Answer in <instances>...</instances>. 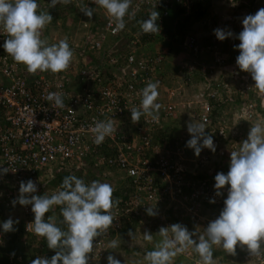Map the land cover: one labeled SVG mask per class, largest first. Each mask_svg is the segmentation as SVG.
<instances>
[{
  "label": "built area",
  "instance_id": "1",
  "mask_svg": "<svg viewBox=\"0 0 264 264\" xmlns=\"http://www.w3.org/2000/svg\"><path fill=\"white\" fill-rule=\"evenodd\" d=\"M190 1L132 0L129 11H135V16H126V26L119 32L113 31L114 25L109 26L108 14L100 8L97 22L84 24L81 43L68 40L74 56L69 67L59 73L32 74L25 65L14 62L3 48L7 33L0 29V168L8 169L0 174V198L13 201L19 195L20 182L29 179L51 196L60 190V176L75 175L90 184L93 180L87 178L89 171L95 180L127 181L130 188L115 200L118 203L111 209L112 226L106 234L94 238L88 264H103L110 241L132 219L153 225L158 233L160 227L172 224L168 211L176 217L185 213L205 218L206 208L212 211L224 207L229 186L222 190V196L216 195L217 159H230L231 151L239 150L244 138L236 125L258 115L256 103L249 97L264 96L253 88L251 74L234 64L228 78L213 79L210 68L195 59L211 45H201L193 33L185 36L182 51L173 58L179 61L173 73L177 81L181 79L174 87L168 85L170 76L165 70L175 62L167 45L170 39L163 36V19L168 9ZM160 7V31L144 33L139 22ZM56 24L60 26L59 21ZM182 57L189 63L182 66ZM150 81L159 82V119L142 116L133 123L129 109L140 104L141 90ZM49 92L63 94V108L46 99ZM222 105H230L231 118ZM214 110L219 116L212 115ZM185 117V122L205 124V132L214 139L215 152L203 148L199 156L186 155L182 145L191 137L187 127L172 147L156 138ZM106 119L113 121L116 131L97 145L92 128L95 121ZM198 175L205 179H189ZM149 206L157 215L146 213ZM25 213H32L30 206L25 207ZM217 217L215 213L205 219L210 222ZM30 222L25 221L26 237L21 246L37 250L36 258L45 257L47 241L28 231ZM181 255L191 256L190 249ZM22 258L19 255L17 260L22 262ZM252 264H264V256L255 257Z\"/></svg>",
  "mask_w": 264,
  "mask_h": 264
},
{
  "label": "clouds",
  "instance_id": "2",
  "mask_svg": "<svg viewBox=\"0 0 264 264\" xmlns=\"http://www.w3.org/2000/svg\"><path fill=\"white\" fill-rule=\"evenodd\" d=\"M71 2L72 0H51L50 5L56 7L58 4ZM93 2L106 10L109 26L114 25V32L125 28L126 16H135V11H129L132 0H93ZM39 7L37 0H0V29L7 33L3 48L14 62L25 65L29 73L35 74L38 71L59 73L69 67L74 51L67 38H58L55 33L63 32L59 30L61 28L65 30L63 26L65 22L74 23V17L80 25L82 17L69 15L59 20L60 26L57 27L56 22L51 23L52 15L48 11H38ZM77 7L89 18L95 11L88 5H77ZM148 17L139 22L142 31L146 34L160 31L157 24L159 12L153 10ZM242 24L243 30L237 37L240 43L235 46L239 49L236 64L241 71L251 74L255 82L253 88L264 96V8H260L255 14L245 16ZM214 35L223 41L232 37L233 32L217 28L214 29ZM197 38L203 45L199 36ZM212 40L211 38V41H208V45ZM176 54L171 51V58L173 59ZM200 55L202 56V53ZM158 88V81H150L141 90L140 104L129 109L133 123L139 122L142 116L151 117L153 120L159 119L162 105L157 102ZM46 99L54 102L57 107H64L63 94L60 92H49ZM205 129L203 122L194 120L187 122L191 139L187 141L186 146L193 149L196 156L200 155L203 148L216 151L214 139L205 132ZM115 131L111 119L95 121L92 128L93 142L100 145ZM7 171V168H0V174H6ZM113 185L115 188L116 184ZM226 185L229 187L227 198L224 199V207L220 215L209 222L204 234L189 231L187 226L180 223L162 226L158 233L153 231L160 237L154 249L147 251L142 261H134L133 264H173L177 255L180 256L189 249L199 256L197 264H216L213 246L222 247L231 255L236 254L238 245L242 249L246 246L251 256L264 255V121L257 120L252 123L248 137L240 144L239 150L231 151L227 174L224 172L216 174L214 188L217 196L223 195L222 190ZM112 186L99 180H93L88 184L75 175H69L63 178L60 190L49 196L47 190H38L33 180L21 181L19 195L12 204L22 205L20 209L24 217L23 225L26 220L32 221L27 225L28 231L44 237L48 248L55 250V255L50 259L46 256L36 258L37 251L35 257L30 259L31 262L29 260L24 264H88V254L93 252L94 238L106 234L114 221L111 209L118 202L113 199ZM36 192L44 193L41 196L35 195ZM210 202L215 203V200ZM26 206L31 208L32 213L29 215L25 213ZM53 206H61L60 223L65 225L64 229L58 226L55 215H49L45 219ZM145 211L149 216L157 215L152 206L147 207ZM14 223L13 219L9 218L0 226L4 232H10L14 230ZM121 236L120 233L118 237ZM129 236L133 240L136 233L129 231ZM194 236H198V239H194ZM153 238L150 231L143 233L145 241L152 242ZM118 246L116 239H112L109 243L110 249ZM27 249L31 248L27 247ZM106 258L108 264H121V261L111 254ZM187 258L191 260V256Z\"/></svg>",
  "mask_w": 264,
  "mask_h": 264
},
{
  "label": "rangeland",
  "instance_id": "3",
  "mask_svg": "<svg viewBox=\"0 0 264 264\" xmlns=\"http://www.w3.org/2000/svg\"><path fill=\"white\" fill-rule=\"evenodd\" d=\"M200 1L203 3V6H204L203 12L204 13H203L200 20H197V19L188 20L187 33L188 34L193 33V34L199 36V39L202 42H206L208 40L210 42L211 38H212L214 41V45L217 46L218 51L223 56L227 57L226 59H224L223 65L220 66V68H219L220 70H218V68H214L215 65L213 66V57H215L214 49L212 50L213 53L212 52L210 53L211 56L210 55L208 56L207 55L208 52L204 51L201 58L199 57L197 59L199 62H201V63L203 62L202 64H206V66H208V68H210V70H212L211 71L212 73H210L209 75H211L215 79H219L220 76L223 77L222 74L225 71L228 73H229V71H232L231 67H230L231 64H234L233 66H236L237 68H239L238 65L236 64V58L239 55V49L235 46L240 43V41L237 37H238L239 33L243 30L242 20L245 16H247L249 14H255L260 8H264V0H200ZM59 15H60L59 20L66 18V16H65L66 12L65 13H59ZM63 16H65V17H63ZM92 18L93 17L89 18V17L82 16V23L80 25H78L79 22H77L78 20L76 21V19L74 17V23L70 22V21L65 22L63 24V26L65 28V32L57 31L55 33V36H57L58 38H63V39L67 38L68 40L72 39L74 42H78V44H80L81 39L79 37L81 35L82 28H84V23H86L84 21L87 20V22L89 23V21H91ZM135 22L137 23V21H135ZM217 28H222L225 31H232L233 36L229 37L223 41L219 40L214 35V29H217ZM74 33H75V35H74ZM170 42H173L172 39H170ZM173 46L175 49L172 52H174L176 54V52L178 51V50H176V48H178L180 46H179V44H174ZM188 61H189V59L185 60V58L182 57V66H184L186 63H189ZM174 62H175L174 65L168 66L165 70V74L167 73V75L170 76V78L167 81L169 83L168 85L173 86V87L175 85H178L177 83L181 79V78H179V80L177 81V77H175V74H174L175 72L173 73V71L177 67L179 61L174 60ZM198 81H199V79H198ZM198 81H196V82H198ZM203 81L204 80L201 79V82H203ZM250 98L256 103V108L261 115L260 118L256 119V121L257 120L264 121V115L259 110V108H260L264 112V99L255 95V94L252 95ZM225 112L227 113L226 115L228 117H231L230 105H227ZM186 119H187L186 117L182 118V119L179 118V121L172 123L168 127L169 132L172 133V135L175 137V139L183 131L182 128L185 125V123H187V122H185ZM251 126H252V123H245L241 126L242 128H240V132L243 135H246V139L248 137V133H249ZM191 151H192V155H194L195 154L194 150L191 149ZM106 183H109L111 186H112V184H115L112 181H109ZM35 195H38V193L36 192ZM42 195L43 194H41V196ZM220 212H221L220 210L215 209V208H213L212 211H210V209L206 208L205 212H203V216H206L205 218L208 217L207 219H209V216H213L215 213H217V215L219 216ZM53 215L56 216V214H54V213H53ZM15 216H22L21 215V209L16 208V207H12L10 217L12 219ZM59 216H60V214L58 215V217ZM58 217L56 216V219H58ZM177 217H179V216H177ZM203 221L205 222L204 219H203ZM198 222H201V221L198 220L196 222V225ZM208 224H209V221H208ZM127 225H130V224H127ZM150 225L151 224L138 223L134 228L129 229L128 232L123 234L121 237L115 238L118 241L119 246L115 249H110L108 255L111 254V255L115 256V258H117L121 261V264H133L134 261H142L145 253L147 251L153 250L155 243L160 240L159 235H155L153 233L152 229L154 226L153 225L150 226ZM206 227L207 226H205V227L200 226L198 228L199 229L198 232H200V233H198V234H204ZM202 229H204V230H202ZM129 231L136 233L135 239L132 240V238L129 236ZM145 231H150V233L154 236L152 242H147L143 239V233ZM190 231H192V230L190 229ZM193 238L198 239V236H194ZM217 248H218L219 252H222V251L225 252L222 247L213 246V250H216ZM237 248H238V251L243 250L239 245L237 246ZM245 248H246V246H245ZM213 253H214V251H213ZM197 257H199V256L197 255ZM229 257H233V256L230 254ZM214 260L216 261V264H222V262H224V257L220 253H216V254H214ZM104 262H105V264H108L107 258L105 259ZM173 264H192V262L190 261V258L186 259V258H183V257H180L177 255L173 260ZM235 264H240V263L237 262ZM242 264H244V263H242Z\"/></svg>",
  "mask_w": 264,
  "mask_h": 264
},
{
  "label": "trees",
  "instance_id": "4",
  "mask_svg": "<svg viewBox=\"0 0 264 264\" xmlns=\"http://www.w3.org/2000/svg\"><path fill=\"white\" fill-rule=\"evenodd\" d=\"M203 3L200 0H191L188 3H181L179 5H175L174 7L168 9V13L167 16L163 19V36L169 39H172L173 42H169L167 45L170 47V50L173 51L174 48V44H179L180 47L176 48V50H178L176 53H178L181 50V44L185 38V36L187 35V24H188V20L190 19H197L200 20L202 15H203ZM163 7H160L157 11H162ZM160 14V12H159ZM92 20L91 22H94V20L96 18H98V15H96L95 13L92 16ZM136 19V18H135ZM209 41V40H208ZM208 41L203 42L204 46L208 45ZM212 51H208L207 55L209 56L210 53ZM103 53V51L101 52ZM211 56V55H210ZM201 58L200 54H197L195 56V59L197 60L198 58ZM198 61V60H197ZM199 64H202L201 62L198 61ZM199 73V72H196ZM197 76V75H196ZM240 101V99L236 100V102L238 103ZM259 110L261 111V113L264 115V112L259 108ZM212 115L215 116H219L218 113H215V110L213 111ZM187 123H185V125L183 126V130L186 129L185 127ZM159 141H161L164 145L168 146L171 145L174 146V140L175 137L172 135V133L169 132V129L167 128L164 132H161L159 135H157L156 137ZM191 139L190 138H186L182 147L184 148L186 155L189 156H196L195 154L192 155V151L191 148L186 146L187 141ZM246 139V135L244 136V140ZM202 143V141H201ZM201 155V153H200ZM216 170H215V175L219 172H224L225 174H227L229 166H230V159L224 157L221 158V160L217 159L216 162ZM214 175V176H215ZM67 175H62L59 177V180L62 182L63 178L66 177ZM213 176V177H214ZM87 178H90L92 180H95L94 174L89 171L87 174ZM196 178H199L201 180H204L205 177L203 175H198V176H189V179L194 181ZM209 179L211 177H208ZM114 183L116 184L115 186V190H114V195H113V199L117 200L118 198L123 196V193L125 191H130L129 186L127 185V181H114ZM44 193V192H42ZM42 193L39 192L38 195H41ZM19 207H18V206ZM20 204H16L15 206L12 204V201H8L7 198L4 199L0 198V225H2L3 222H6L10 217L11 214V209L12 207H16L20 209ZM60 207L61 206H53V208L49 211V213L46 214L45 219H47V217L49 215H53L56 214V216L58 217V215L60 214ZM223 208H220L219 210L221 211ZM9 212V213H8ZM9 215H8V214ZM169 219L171 221L172 224L175 223H180L183 224L185 226H187V228L196 232V233H200L199 231V227L200 226H207L208 225V221L203 218L205 220V222L203 221L202 217H192L190 215H187L185 213H182V215H180L179 217L173 216L171 214V211L167 212ZM22 215V213H21ZM34 220V216L31 217ZM199 219L201 222H198L196 225V219ZM13 221L15 222L13 227L14 230L10 231V232H4L2 226H0V264H11V261L14 262V264H24V262H28L30 259H32L33 257H35L37 250H33V249H25L23 250V246L22 245V240L26 237L24 236V225H23V220L24 217L23 216H15L12 218ZM62 220L61 215L58 217L57 219V224L58 226H60L62 229L65 228V225L61 224L60 221ZM138 224L137 220L132 219V224L127 225L125 224L122 231H121V235L125 234L128 232L129 229L134 228L136 225ZM171 224V225H172ZM204 230V229H202ZM191 262L192 264L199 259V257H197V254L191 249ZM214 254L216 253H220L223 257H224V262H222V264H235V263H244V264H252L254 261L255 256H251L248 251L245 249L238 251V248L236 249V254L232 255L233 257H229L230 254H228L227 252H219L218 248L216 250H213ZM225 253V254H224ZM19 255H22V262L17 260V257ZM53 255H55V250L49 249L48 254L46 255V258H51ZM264 256V255H263ZM180 257L186 258L188 259L186 256L181 255ZM245 258H247V260H245Z\"/></svg>",
  "mask_w": 264,
  "mask_h": 264
},
{
  "label": "bare ground",
  "instance_id": "5",
  "mask_svg": "<svg viewBox=\"0 0 264 264\" xmlns=\"http://www.w3.org/2000/svg\"><path fill=\"white\" fill-rule=\"evenodd\" d=\"M37 2H38V4H39V9H38V11H40V10H44V11H48L49 12V14H51L52 15V17H53V20H52V22L51 23H53V22H56V21H59V18H60V15H59V13H60V11H58L57 10V8L56 7H51V5H50V3H51V0H37ZM65 7H69V9L71 10L70 11V13H68V11L66 10L65 12H66V17H67V15L69 16L70 14L71 15H80L81 17L82 16H85V17H88V16H86V15H84L81 11H80V9L77 7V5H88L89 7H92V8H94L95 9V11H94V13L96 14V15H98V17H99V12H100V7H98V6H96L95 4H94V2H93V0H73L70 4H63ZM64 12V13H65ZM62 13V12H61ZM97 19L98 18H96L95 20H94V22H91V21H89V23L87 22V20L86 21H84V22H86V23H84V24H94V23H96L97 22ZM134 21V23H136L135 21H137V19H134L133 20ZM85 28V27H84ZM84 28H82V30L84 29ZM211 45V48L210 49H205V51H212L213 49H214V55H215V57H213V66L215 65V67L214 68H218V70H220L219 68H220V66H222L223 65V62H224V59H226L227 57H225V56H223L219 51H218V49H217V46H215L214 44H210ZM204 53V52H203ZM202 53V54H203ZM213 53V52H212ZM217 58L218 59H220V60H222V62H218L217 61ZM229 64V63H228ZM203 65H206V64H203ZM225 65V64H224ZM212 70H210L209 72L210 73H212L211 72ZM222 71V70H221ZM226 72V71H225ZM221 73L222 75H223V77L222 76H220V78L219 79H225V78H228L229 76H230V73H228V72H226V73ZM209 73V74H210ZM225 76V77H224ZM213 78V77H212ZM213 79H215V78H213ZM251 97V96H250ZM249 97V100L251 101L252 99ZM253 101V100H252ZM227 108V106H225V105H222V109L225 111V109ZM256 112L258 113V115L255 117V119L254 120H252V121H239V123L236 125V127L238 128V130L240 131V128H242L241 126L243 125V124H245V123H253V122H255L256 121V119L257 118H260V113H259V111L257 110V108H256ZM231 118V117H230Z\"/></svg>",
  "mask_w": 264,
  "mask_h": 264
},
{
  "label": "crops",
  "instance_id": "6",
  "mask_svg": "<svg viewBox=\"0 0 264 264\" xmlns=\"http://www.w3.org/2000/svg\"><path fill=\"white\" fill-rule=\"evenodd\" d=\"M56 8H57V10L58 11H60V13L62 12V13H64L66 10L68 11V13H70V9H69V7H65L63 4H58V5H56ZM71 15V14H70ZM63 17H65V16H63Z\"/></svg>",
  "mask_w": 264,
  "mask_h": 264
}]
</instances>
